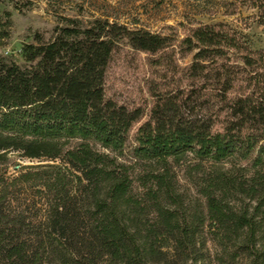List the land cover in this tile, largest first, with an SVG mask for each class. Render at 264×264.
Returning <instances> with one entry per match:
<instances>
[{"label":"trees","instance_id":"1","mask_svg":"<svg viewBox=\"0 0 264 264\" xmlns=\"http://www.w3.org/2000/svg\"><path fill=\"white\" fill-rule=\"evenodd\" d=\"M237 1L264 25V0ZM122 43L158 79L146 114L105 96ZM14 154L38 164L0 169V264H264V49L227 24L35 36L0 59V166Z\"/></svg>","mask_w":264,"mask_h":264},{"label":"rangeland","instance_id":"2","mask_svg":"<svg viewBox=\"0 0 264 264\" xmlns=\"http://www.w3.org/2000/svg\"><path fill=\"white\" fill-rule=\"evenodd\" d=\"M10 13L9 27H1L0 59L21 61L24 43H35V36L43 42L54 37L55 29L67 20L90 22L108 19L130 28L144 27L152 32L177 35L198 24L224 23L245 37L252 48L264 49V25H259L256 10L243 7L237 0H13L0 4V13ZM235 10L234 14H228ZM171 28V29H170ZM146 54L138 53L122 43L113 53L105 74V96L128 109L141 108L147 113L151 101L149 86L157 82L156 74ZM190 57L181 61L184 66ZM9 155L5 166L7 175H16L15 167L36 165ZM180 185L190 199L196 193L185 176V167L176 168ZM137 185L135 184V188ZM211 252L215 247L209 243Z\"/></svg>","mask_w":264,"mask_h":264}]
</instances>
